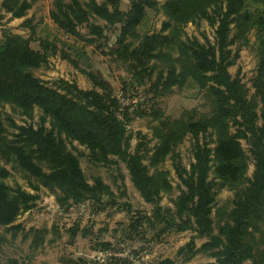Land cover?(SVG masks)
I'll use <instances>...</instances> for the list:
<instances>
[{"label": "trees", "instance_id": "trees-1", "mask_svg": "<svg viewBox=\"0 0 264 264\" xmlns=\"http://www.w3.org/2000/svg\"><path fill=\"white\" fill-rule=\"evenodd\" d=\"M34 1L1 0L0 19L5 14L25 17ZM149 11L164 18L159 28L141 32ZM49 18L63 33L86 43L117 30L109 53L127 74L122 99L113 94L105 79L87 70L82 71L92 83L89 89L62 78L54 82L58 84L55 88L46 86L34 70L46 66L50 56L59 54L81 69L78 60H86V53L67 43V49L58 48L49 34L39 38L34 49L29 38L4 33L0 39V106L8 104L30 121L18 124L0 109V226L21 229L13 223L34 207L41 188L55 196L63 211L84 203L95 206V211L113 205L111 185L99 175L92 182L86 178L80 164L83 156L93 166L123 164L144 202L152 206L150 212L134 210L124 241L138 237L147 243L170 232L193 233L175 258H157L152 264L187 262L199 253L212 258L210 264H264V0H129L126 9L120 8V0H53ZM200 22L212 29V40L205 32L200 33L201 40L184 31L187 23ZM248 45L256 56L252 89L228 71L239 50ZM137 87L148 103L172 87L195 89L202 92L207 109H188L178 118L153 109L147 113L146 105L137 107L127 98ZM35 110L40 114L33 124ZM146 115L151 117V139L156 142L152 162L170 153L174 186L168 170L148 172L143 160L149 150L143 146V135L129 149L127 124ZM188 136L192 161L186 167L174 149ZM71 141L84 146L85 152L71 150ZM249 164L253 165L251 177L247 176ZM13 172L20 174L30 190L17 181L8 183ZM221 189L231 190L233 196L216 206ZM165 194H171V206L159 204ZM129 207L124 203L126 213ZM32 230L34 243L39 245L44 230ZM77 230L76 225L69 232L74 236ZM195 238L203 241L197 245ZM98 242L94 251L112 249L109 242ZM144 249L150 248L139 246L133 256ZM97 259L103 264L134 261ZM63 262L83 263L80 259ZM0 264L20 262L10 258Z\"/></svg>", "mask_w": 264, "mask_h": 264}, {"label": "rangeland", "instance_id": "rangeland-1", "mask_svg": "<svg viewBox=\"0 0 264 264\" xmlns=\"http://www.w3.org/2000/svg\"><path fill=\"white\" fill-rule=\"evenodd\" d=\"M52 1L35 0L32 7L28 10L27 15L23 18H9V15L5 14L0 19V39H2L6 31H11L12 33L24 36V38H29L30 46L37 49L38 39L49 34V40H56L57 46L60 49H67L66 43L74 45L77 49H81L86 53V60L83 61V57L78 60L81 69L74 68L69 61L62 59L57 54L49 57V63L46 66L35 69L34 75L39 77L48 87L55 88L58 84H54V82L62 78L68 81H74L83 89H89L92 87V83L82 70L92 71L105 79L110 84L113 94L122 99V81L127 74L123 66L114 60V57L109 53V47L114 45L117 30L109 31L100 41L91 43L76 39L59 30L49 18V9ZM157 1L162 3L164 0ZM128 5L129 0H120V8L126 9ZM26 18L29 21L23 25V21ZM163 18L161 14L149 11L145 21L146 24L140 27L139 30L143 32L147 29H157L160 27ZM184 31L189 36H196L200 39L201 32H205L210 40L213 37V31L206 22H200L198 24L187 23L184 26ZM62 42L65 45L62 46ZM68 50L71 51V49ZM238 53L239 57L236 63L229 66L228 71L232 76L241 78L242 82L251 88V78L254 74L256 64L255 52L252 46L248 45L242 47ZM141 89V87H137V92L131 91L130 95L127 94V98L130 96L129 103L136 102L137 107L142 106L144 108V105H146L147 113L150 112L149 109H153L171 118H178L188 109L196 108L200 111L207 109L202 92L199 93L195 89H178L172 87L171 92L156 97L149 103L142 97ZM150 104H153V106L150 107ZM0 109L9 113L18 124L30 121L26 116L19 114L16 109L8 104L0 106ZM39 114V111H34L33 120L31 121L33 124L37 122ZM150 118L148 115L135 117L127 124L129 149L133 150L139 141V136L143 135V146L148 147L149 150L143 160L148 172L153 173L158 169L168 170V177L174 186L176 178L170 153L163 160L160 159L155 163L152 162L153 159L151 156L156 142L154 139H151ZM191 144L192 139L188 136L174 149V153L179 156L182 164L186 167L192 161ZM68 146L74 152L78 150L85 152L84 146L76 141L68 142ZM242 146L244 148L247 147L244 141H242ZM80 164L86 178L90 182H92L94 176L99 175L106 183L111 185L115 194V203L113 205H106V208H100L99 211H95V206L90 203L75 205L67 211H63L56 205L55 196L46 189L41 188L39 190V199L35 202L34 207L19 215L13 223L20 224L22 226L21 229H10L8 228L10 225L0 226V262L15 258L19 260L20 264L38 262L67 264L63 260L80 259L83 263L79 264H95V262H98L97 264H103L97 257H100L101 260H107L110 257L120 260H134L132 264H152L157 258H175L178 248L189 240L193 234L192 232H170L162 234L160 240L147 243L139 241L138 237L124 241V230L129 221V217L134 215V210L150 212L152 206L144 202L130 180L128 171L123 164L112 168L93 166L83 156L80 157ZM252 172L253 165L249 164L247 176L251 177ZM7 181L10 184L17 181L26 187L27 190H30L25 180L18 173H11ZM122 190H125V193ZM171 194H165L159 204L171 206L169 201ZM232 196L233 192L231 190L221 189L216 195V206L222 205L231 199ZM124 203L130 204L129 208L131 211L129 213L124 211ZM76 225L78 226V230L72 236L69 229ZM32 229L44 230L43 240L39 245H35L34 243L36 234ZM98 233L99 236H97ZM150 236L151 233L148 232L147 237L150 238ZM98 241L109 242L112 248L109 251L111 254L105 255V257L102 255L104 253L94 251L93 249L95 247L97 248ZM202 241V239L195 238L197 245ZM139 246H144V248L149 247L150 249H144L138 256H133L135 255L133 251ZM211 262H213L212 258L199 253L187 262L178 260L177 264H210Z\"/></svg>", "mask_w": 264, "mask_h": 264}, {"label": "built area", "instance_id": "built-area-1", "mask_svg": "<svg viewBox=\"0 0 264 264\" xmlns=\"http://www.w3.org/2000/svg\"><path fill=\"white\" fill-rule=\"evenodd\" d=\"M109 254H111V253L107 252V253H104V254H102V255L105 256V255H109Z\"/></svg>", "mask_w": 264, "mask_h": 264}]
</instances>
